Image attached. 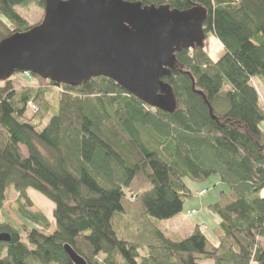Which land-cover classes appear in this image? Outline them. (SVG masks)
Wrapping results in <instances>:
<instances>
[{"label":"trees","instance_id":"1","mask_svg":"<svg viewBox=\"0 0 264 264\" xmlns=\"http://www.w3.org/2000/svg\"><path fill=\"white\" fill-rule=\"evenodd\" d=\"M206 11V47L176 54L175 110L152 107L115 81L80 85L38 75L37 87L0 80V264H262L264 261V0H125ZM45 0H0V42L32 25L19 12ZM45 16V14H44ZM43 16V19H44ZM33 102L37 110H30ZM217 175L226 190L209 205L212 241L198 224L174 238L156 222L179 215L193 197L187 182ZM29 189L55 205V229L33 211ZM13 195V197H12ZM14 199L17 225L5 205ZM145 251V253H142Z\"/></svg>","mask_w":264,"mask_h":264},{"label":"water","instance_id":"2","mask_svg":"<svg viewBox=\"0 0 264 264\" xmlns=\"http://www.w3.org/2000/svg\"><path fill=\"white\" fill-rule=\"evenodd\" d=\"M45 2L41 24L0 42L1 81L30 72L77 86L102 76L154 108L175 110L164 78L171 75L178 52L204 47V9L125 0ZM10 240V234L0 233V242ZM65 250L74 264H88L70 245Z\"/></svg>","mask_w":264,"mask_h":264},{"label":"rangeland","instance_id":"3","mask_svg":"<svg viewBox=\"0 0 264 264\" xmlns=\"http://www.w3.org/2000/svg\"><path fill=\"white\" fill-rule=\"evenodd\" d=\"M18 10L32 25L41 22L45 14L44 9L37 7L35 5H32L26 9L18 8ZM204 46L206 47L207 52L211 55V57L214 60L220 59L224 54L222 45L213 36H210L206 39ZM14 78L26 85H31L35 87L39 85V80H37L33 76H29L25 74V72L21 74H16ZM261 96L264 103V97L262 94ZM187 182L193 192V197L189 198L185 202L183 211L179 215L171 219H166V220L156 219V222L170 236L179 239L189 236L194 231L195 226L200 224L203 226V230L205 231L206 235L212 241L216 242V238L214 237L212 230L218 224L219 218L218 216L210 213L209 205L219 200V193L220 191L227 189L226 185L220 182L219 177L217 175H212L207 180L201 183H193L190 182L189 180H187ZM202 189H207L208 192L203 197H200L199 192ZM27 194L34 203V207L32 208V210L36 212L44 213L52 223L50 231L51 232L54 231L55 229L54 203L35 190L29 189ZM5 208L6 210H8L7 211L8 216L17 225H20L23 222L17 214V206L14 199L7 202ZM192 209H196L198 212L196 215H192L188 217L186 215V212ZM1 216L5 218V215H3L2 210H0V217ZM261 242H262V246L264 247V238L261 239ZM142 253H145V251H142ZM251 264H260V263L253 261Z\"/></svg>","mask_w":264,"mask_h":264},{"label":"built area","instance_id":"4","mask_svg":"<svg viewBox=\"0 0 264 264\" xmlns=\"http://www.w3.org/2000/svg\"><path fill=\"white\" fill-rule=\"evenodd\" d=\"M25 74H27V75H29V76H31L32 74L30 73V72H25ZM28 108L30 109V110H37V107H36V105L33 103V102H29L28 103ZM264 191V190H263ZM207 189H202L200 192H199V196L200 197H203L204 195H206L207 194ZM262 196L264 197V193L262 192ZM197 210L196 209H192V210H188L187 212H186V215L188 216V217H190V216H192V215H196L197 214Z\"/></svg>","mask_w":264,"mask_h":264},{"label":"crops","instance_id":"5","mask_svg":"<svg viewBox=\"0 0 264 264\" xmlns=\"http://www.w3.org/2000/svg\"><path fill=\"white\" fill-rule=\"evenodd\" d=\"M215 38V37H214ZM216 39V38H215ZM218 42H219V40L218 39H216ZM220 43V42H219ZM221 44V43H220ZM220 46V45H219ZM221 47V46H220ZM223 47V46H222ZM211 56V55H210ZM254 82H255V84H256V86L258 87V89H259V91H260V93L263 95V97H264V83L259 79V78H255L254 79ZM8 210H6V212H7ZM0 219H3V217L1 216L0 217Z\"/></svg>","mask_w":264,"mask_h":264},{"label":"bare ground","instance_id":"6","mask_svg":"<svg viewBox=\"0 0 264 264\" xmlns=\"http://www.w3.org/2000/svg\"><path fill=\"white\" fill-rule=\"evenodd\" d=\"M263 193H264V191H263Z\"/></svg>","mask_w":264,"mask_h":264}]
</instances>
